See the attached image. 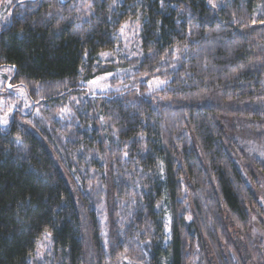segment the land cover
Here are the masks:
<instances>
[{
    "label": "trees",
    "instance_id": "16d2710c",
    "mask_svg": "<svg viewBox=\"0 0 264 264\" xmlns=\"http://www.w3.org/2000/svg\"><path fill=\"white\" fill-rule=\"evenodd\" d=\"M72 1L19 0L0 27L20 89L0 92V264H264L244 233L264 221V0ZM127 19L141 59L97 62Z\"/></svg>",
    "mask_w": 264,
    "mask_h": 264
},
{
    "label": "rangeland",
    "instance_id": "374dc122",
    "mask_svg": "<svg viewBox=\"0 0 264 264\" xmlns=\"http://www.w3.org/2000/svg\"><path fill=\"white\" fill-rule=\"evenodd\" d=\"M19 0H0V27L4 25L7 22V19L9 17V10L10 7L13 4H16ZM89 0H74L71 2L70 7L72 8H81V6L86 7V3ZM120 0H115V3H118ZM114 3V4H115ZM139 21L137 19L130 20L127 19L124 21L121 26L119 27L117 31V36L119 38L118 44L115 46L114 50L110 52H104L102 54L97 55L96 61L97 62H117L118 59H122L123 61H134L135 59L139 58L141 59V51H140V39H139ZM120 74V70H114L111 73L98 76L89 82L77 84L79 87H85L89 94H99L104 93L108 90L117 89L118 86H115L111 83V79L114 77H117V75ZM4 72L0 69V92L13 95H20V89L19 88H11L9 84H7V81L5 78H3ZM138 79L142 81L141 83L145 85L144 90L146 94H154L157 98L158 93L162 90L164 93L165 86H166V78L162 76H146V75H139ZM6 81V82H5ZM156 98V99H157ZM168 101H170L167 98ZM5 100L0 97V106L2 108L5 107ZM160 103L163 104L162 100H160ZM12 113V111H11ZM7 118L9 123V109L0 114V127L6 128L8 126V123L5 125L3 123V120ZM235 121V120H234ZM186 187H184L183 192H185ZM105 188H101L100 194L101 196L105 193ZM95 194V193H94ZM188 197V196H185ZM98 212H99V223L104 225L108 217V209L106 207L105 201L102 200L98 206ZM164 234L165 239L169 236V217L166 214L164 217ZM106 231L103 229V234H105ZM251 240H260L261 242V248L264 250V221L260 218V216H256L251 219V224L246 232H244ZM106 239L102 238V242H105ZM254 240V241H255ZM246 244V243H245ZM50 246V240L48 237H44L41 239L36 251H35V257L40 258L45 255L46 251L49 249Z\"/></svg>",
    "mask_w": 264,
    "mask_h": 264
},
{
    "label": "snow or ice",
    "instance_id": "6c2138e0",
    "mask_svg": "<svg viewBox=\"0 0 264 264\" xmlns=\"http://www.w3.org/2000/svg\"><path fill=\"white\" fill-rule=\"evenodd\" d=\"M213 7H215V5H213ZM3 123L6 125V124L8 123V119L5 118V119L3 120Z\"/></svg>",
    "mask_w": 264,
    "mask_h": 264
}]
</instances>
